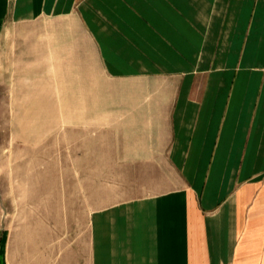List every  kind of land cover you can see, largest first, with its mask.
Listing matches in <instances>:
<instances>
[{
    "label": "crops",
    "instance_id": "0c3cea01",
    "mask_svg": "<svg viewBox=\"0 0 264 264\" xmlns=\"http://www.w3.org/2000/svg\"><path fill=\"white\" fill-rule=\"evenodd\" d=\"M23 25L139 182L92 215L89 264H264V0H0V38Z\"/></svg>",
    "mask_w": 264,
    "mask_h": 264
},
{
    "label": "rangeland",
    "instance_id": "374dc122",
    "mask_svg": "<svg viewBox=\"0 0 264 264\" xmlns=\"http://www.w3.org/2000/svg\"><path fill=\"white\" fill-rule=\"evenodd\" d=\"M44 79L29 69V25L0 38V264H89L92 215L139 182L106 164Z\"/></svg>",
    "mask_w": 264,
    "mask_h": 264
}]
</instances>
